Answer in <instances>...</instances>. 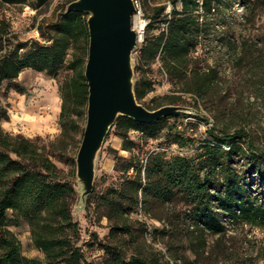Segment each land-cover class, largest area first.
I'll list each match as a JSON object with an SVG mask.
<instances>
[{
  "label": "rangeland",
  "instance_id": "rangeland-1",
  "mask_svg": "<svg viewBox=\"0 0 264 264\" xmlns=\"http://www.w3.org/2000/svg\"><path fill=\"white\" fill-rule=\"evenodd\" d=\"M175 2V4H174ZM252 0H217L216 9L207 17L198 36V45L190 52L187 76L193 71L211 70L216 75V87L211 97L198 100L195 95L181 92L177 82H172L161 56L149 67H141L140 49L145 36H157L168 25L173 7L182 10L180 0H147L144 12L151 18L153 27L144 28L142 40H138L131 53L132 87L145 78L151 89L137 102L147 110L159 109L157 105L179 107L181 113L168 117L154 138L138 131H130L128 138L134 144L133 152L143 161L149 154L192 157L200 143L213 144L208 131L217 134L233 133L244 129L258 152L264 153V10ZM70 0H31L26 5L0 4V23L8 26L12 35L8 48L17 42H39L49 45L50 27L67 11ZM164 8L156 20L153 16ZM201 14V11H200ZM90 15L86 13L85 20ZM135 26V23H134ZM52 28V27H51ZM89 34L81 37L73 51H69L65 63L73 60L74 54L87 60ZM1 54V52H0ZM86 64V63H85ZM85 65L83 66V70ZM67 68L55 77L44 72L25 69L16 83L21 90H0V126L11 135L39 139L40 146L57 167L60 178L74 190L71 205L73 221L78 223L80 238L78 246L88 264H103L107 254L98 241L115 245L128 258L132 254L151 260L153 264H264V227H253L223 219L225 235H205V244L191 243L195 236L183 227L184 213L188 208L173 200L169 205H155L149 214L139 211L130 215L131 235L109 234L112 222L106 215L101 199L108 190L120 187L123 178L134 176L133 170L123 175L115 170V156L128 159L130 153L122 150V140L108 130L94 159L93 188L84 196L83 184L77 177L76 158L86 126L87 104L82 117L68 134L62 136L58 124L61 99L58 87L71 76ZM178 131L195 140V145L180 148L174 143ZM236 154L232 159L233 170L240 175L241 185L255 204L264 202V181L253 170V155L247 150L244 139L235 142ZM228 150V148L226 149ZM263 170L264 163L258 165ZM11 216V213L8 212ZM178 219V228L165 226L167 220ZM164 220V221H161ZM8 229L21 244L22 254L28 258L42 259L31 239L28 226L23 221L12 220Z\"/></svg>",
  "mask_w": 264,
  "mask_h": 264
},
{
  "label": "trees",
  "instance_id": "trees-1",
  "mask_svg": "<svg viewBox=\"0 0 264 264\" xmlns=\"http://www.w3.org/2000/svg\"><path fill=\"white\" fill-rule=\"evenodd\" d=\"M31 0H0V4L26 5ZM76 0H70V3ZM217 0H180L182 10L173 7L168 25L157 36L147 35L140 49L141 67H149L157 56L172 82L184 86L181 92L195 95L198 100L207 101L216 85L214 71H193L187 76L190 52L198 45V36L206 25L207 17L215 11ZM252 4L264 10V0H252ZM147 1L145 3V6ZM175 4V2H174ZM164 8L153 16L156 20ZM201 11V14H200ZM146 14V13H145ZM85 12L69 11L61 14L50 27L49 45L39 42H17L11 48L7 45L12 38L6 24L0 23V90L3 83L8 88L21 90L16 83L21 71L31 69L55 75L64 67L71 76L59 85L61 99L58 124L62 136L76 126L87 104L88 87L83 66L86 60L76 54L66 64L69 51L81 37L87 36ZM145 28L153 27L151 18ZM151 82L143 78L134 86L136 100H141L151 89ZM175 105L176 100H170ZM163 104H158L161 108ZM1 117V112H0ZM162 117L151 123H139L118 116L110 129L122 140V150L129 152L128 159L115 156V170L123 175L133 170L134 176L123 178L120 187L110 189L101 197L106 207L105 217L112 222L109 234L131 235L130 215L139 211L149 214L152 204L169 205L173 200L182 202L188 208L184 213L183 227L195 233L191 243L205 244V235H225L223 219L229 222L264 227V202L255 204L241 185L240 175L232 167L236 154L235 142L244 139L247 150L253 155L254 173L264 181L263 170L258 163L264 153L258 152L244 129L233 133L217 134L208 131L213 144L200 143L192 157L149 154L143 161L133 152L130 131L141 132L154 138L160 125L168 118ZM174 143L180 148L195 140L181 132H174ZM228 148V150H226ZM73 188L60 178V173L45 146L39 139L32 140L22 135H11L0 126V264H88L78 246L80 233L78 223L73 221L71 205ZM11 213V216L8 214ZM23 221L29 228L34 247L44 257L28 258L22 254L21 244L8 229L10 222ZM161 221H164L161 219ZM166 227L178 228V219L164 221ZM97 245L107 254L103 264H153L151 260L132 254L126 257L115 245L98 241ZM166 264H169L166 262Z\"/></svg>",
  "mask_w": 264,
  "mask_h": 264
},
{
  "label": "water",
  "instance_id": "water-1",
  "mask_svg": "<svg viewBox=\"0 0 264 264\" xmlns=\"http://www.w3.org/2000/svg\"><path fill=\"white\" fill-rule=\"evenodd\" d=\"M69 11L90 15L84 68L88 87L86 126L76 158L77 177L87 196L93 188L95 156L118 116L146 124L181 110L163 106L150 111L135 98L130 58L143 32L138 35L132 26V0H76L68 5Z\"/></svg>",
  "mask_w": 264,
  "mask_h": 264
},
{
  "label": "built area",
  "instance_id": "built-area-1",
  "mask_svg": "<svg viewBox=\"0 0 264 264\" xmlns=\"http://www.w3.org/2000/svg\"><path fill=\"white\" fill-rule=\"evenodd\" d=\"M147 0H132L134 5V13L132 14V26L137 32L138 35H141L138 33L137 29L134 26V23L136 21L142 22L144 24V27L149 23V18L146 17V14L144 12V6Z\"/></svg>",
  "mask_w": 264,
  "mask_h": 264
},
{
  "label": "bare ground",
  "instance_id": "bare-ground-1",
  "mask_svg": "<svg viewBox=\"0 0 264 264\" xmlns=\"http://www.w3.org/2000/svg\"><path fill=\"white\" fill-rule=\"evenodd\" d=\"M135 28L137 29L139 34H142L145 27H144V24L142 22L136 21L135 22Z\"/></svg>",
  "mask_w": 264,
  "mask_h": 264
}]
</instances>
